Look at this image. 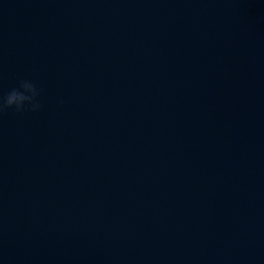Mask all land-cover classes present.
<instances>
[{
	"label": "water",
	"instance_id": "obj_1",
	"mask_svg": "<svg viewBox=\"0 0 264 264\" xmlns=\"http://www.w3.org/2000/svg\"><path fill=\"white\" fill-rule=\"evenodd\" d=\"M21 79L0 264H264V0H0Z\"/></svg>",
	"mask_w": 264,
	"mask_h": 264
},
{
	"label": "clouds",
	"instance_id": "obj_2",
	"mask_svg": "<svg viewBox=\"0 0 264 264\" xmlns=\"http://www.w3.org/2000/svg\"><path fill=\"white\" fill-rule=\"evenodd\" d=\"M41 89L30 79H21L16 87L6 93L0 90V115L11 109L17 113L37 112L42 107L39 99ZM63 104V101L60 102Z\"/></svg>",
	"mask_w": 264,
	"mask_h": 264
}]
</instances>
